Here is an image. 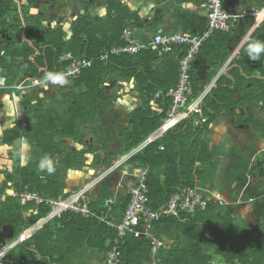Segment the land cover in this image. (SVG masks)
Wrapping results in <instances>:
<instances>
[{
    "label": "trees",
    "instance_id": "obj_1",
    "mask_svg": "<svg viewBox=\"0 0 264 264\" xmlns=\"http://www.w3.org/2000/svg\"><path fill=\"white\" fill-rule=\"evenodd\" d=\"M22 1L0 0V17L11 12L22 13ZM34 1L29 0L31 4ZM115 2L117 0L110 1V5ZM125 26L120 25L115 17L104 20L85 15L76 23L70 38L63 28L50 33L42 32L41 28L37 31L30 27L19 28V40L26 45L19 50L11 47V67L7 61L9 51H6L7 57L0 60V65L8 70L10 80L15 77V70L19 71L23 83L27 85L43 80L48 73L57 74L60 57L68 52L86 55L94 58L95 62L81 77L72 79L71 88L62 99L56 92L47 97L32 92L23 95V106L29 117L5 131L3 142L9 144L29 138L35 144L37 154L29 158L26 165H21L15 175L8 176V182L15 183L13 190L28 185L43 197L66 199L71 195L65 192L63 181L66 173L83 170L88 155L94 153L95 159H98L99 154L94 145L72 150L65 145V140L86 144V134L96 127L99 110L108 107L117 98L107 84L110 80L134 78L141 95V104L128 115V126L122 133L123 154L141 145L161 126L173 102L167 93L179 82V59L186 53V47L177 46L173 53L164 52L161 47L159 52L150 48L136 55L112 56L108 61H102L100 57L106 49L125 45ZM219 33L222 32H216ZM210 40L203 44L199 56L207 50ZM12 43L18 46L17 42ZM229 53L230 49L224 50L214 59H208L206 53V61L217 68ZM159 55L164 58L161 68L157 65ZM191 78L194 96L197 97L199 81L193 69ZM260 82L262 85L253 86L262 88L260 99L264 105V81ZM226 85L228 88L231 85L228 78L219 83V87ZM236 86L239 87V84ZM9 89H0V96ZM159 92L162 96L156 99ZM226 99L214 92L204 100L207 122L196 124L194 119H187L130 157L138 167L150 166L148 186L153 207H159L184 188L195 186L196 170L212 166L214 152L207 133L211 123L220 115L215 105ZM239 119L242 123H252L264 134V123L261 121L244 115H240ZM45 156L54 160L55 170L51 175L41 172L38 167ZM106 163L109 164V161ZM4 190L2 188L0 193V197L5 195L0 206V229L14 226L15 238H19L24 227L33 228L49 215L50 205L31 203L23 206L19 199L4 194ZM130 200V195L124 197L121 204L114 208V214L121 216ZM90 206L100 215L105 212L102 199H97ZM31 208L36 212L26 215V209ZM165 222L174 224L181 236L171 249L162 248V264H264V226H239L235 212L220 202L211 200L206 209L198 210L193 216L182 214L156 224ZM116 237V229L98 218H86L69 211L45 223L30 239L9 250L7 258L12 259L14 264H93L90 257L93 255L98 260L106 257ZM151 242V238L143 241L131 237L124 239L121 264H145L151 252Z\"/></svg>",
    "mask_w": 264,
    "mask_h": 264
},
{
    "label": "crops",
    "instance_id": "obj_2",
    "mask_svg": "<svg viewBox=\"0 0 264 264\" xmlns=\"http://www.w3.org/2000/svg\"><path fill=\"white\" fill-rule=\"evenodd\" d=\"M110 1L112 0H80L79 6L74 8L68 5L71 3L69 0H35L33 4L29 0H23L22 13L11 12L5 17H0V60L7 57L5 56L6 51H9L7 61L11 67L13 62L11 49L19 50L26 45L24 41L19 40V28L30 27L35 31L41 28L42 32L48 33L63 28L70 38L76 23L85 15L104 20L108 17L118 18L120 25H126L125 29H130L136 42L145 46L142 50L153 48L156 52L160 49L153 44L156 35L200 34L208 25L209 11L205 5L209 0H117L113 5H110ZM263 6L264 0H228L225 4L226 9L240 15L239 19L233 23L231 31H220L222 33L219 34L215 31L208 38L211 40L207 45V50L203 52L204 56L198 54L192 61V69L195 70L199 81L200 90L197 96H204L205 100L217 91L221 97L227 98V101L215 105L220 115L215 122L211 123L207 133L214 152V162L208 168L196 170L195 186L208 198L222 203L226 208L235 212L239 226L248 224L255 228L264 226V134L252 123L240 122L239 116L253 117L264 123V105L260 99L262 88L254 87L262 85L260 81H264V55L259 61H250L246 53L247 45L252 38H255V41H264V12L263 14H250L257 12ZM56 7L58 11L56 10L55 14V10L50 9ZM13 41L17 42L18 46L14 45ZM228 49H230L228 57L217 68L207 63L206 53H208V59H214L218 58V53ZM240 59H242V64ZM163 62V55H159L157 59L159 68L162 67ZM15 72V77L10 80L8 70L0 65V89L10 88L8 92L0 96L2 103L0 108V193L2 188H5L4 194L8 193L10 196L14 191L15 183L8 182V176L15 175L16 172H12L14 169L12 167L9 169L5 162L8 156H13V152H16L19 143L31 139L21 138L7 144L3 142L4 133L14 128L19 122H25L28 119L29 115L23 106V95L27 93L28 87L38 88L37 85L41 81L37 80L27 85L23 83L19 71L15 70ZM224 78H228L231 82L229 88L228 85L219 87V83ZM67 80L72 83L71 79ZM237 83L239 87L236 86ZM107 84L111 93L117 94V98L113 99L108 107L101 108L97 115V120L99 117L98 121L102 126L104 125L105 130L103 127V130L95 133L93 137H98L103 142L97 146L86 139L85 147L94 145L98 154L105 152L107 155L102 158L99 155V158L95 159L94 153L89 154L84 169L69 170L63 181L66 185L65 192L72 194L73 191L84 190L85 201L90 204L97 199H102L104 211L106 200L117 197L115 208L121 204L124 197L131 196L130 190L136 182L135 171L138 166L131 162L130 158H124L126 154L122 153L121 137L128 126V115L141 104V95L134 78L114 79L108 81ZM40 89L42 90V87ZM29 90L36 93L34 89ZM55 90L52 87L47 88L48 94H54ZM17 96L21 97L20 101L17 100ZM113 114L122 120L125 119L126 125L118 134V138L114 137L108 141L104 139L106 135L104 131H110V135L115 136L118 129L112 126V122L108 125L100 119L102 116L109 117ZM65 145L72 150L85 146L72 139H67ZM27 160L28 157L18 158L19 164L15 165L16 170L21 165H26ZM106 161H109V164ZM260 166L261 168L258 169ZM252 170L262 176L260 184L253 181L255 173ZM6 185H8L7 188ZM217 196L219 199L215 200ZM4 197L5 195L0 197V206L4 202ZM34 212L32 208L26 209L25 214L30 216ZM49 215L33 228L25 229L24 227L18 239L15 238L16 228L11 230L14 226H4L0 229V251L5 250L7 253L18 244L30 239L45 223L60 216L50 218ZM112 215L120 220L124 213L120 216L112 212ZM139 230L140 236L128 235V237L143 241L145 238L152 239L156 236L163 241L162 248L167 249H171L181 236L180 230L170 222L154 223L150 226L142 225ZM10 231L12 236H10ZM24 233L28 236L25 240L22 239ZM10 260L14 264V261ZM104 260L105 257L102 258L100 264Z\"/></svg>",
    "mask_w": 264,
    "mask_h": 264
},
{
    "label": "built area",
    "instance_id": "obj_3",
    "mask_svg": "<svg viewBox=\"0 0 264 264\" xmlns=\"http://www.w3.org/2000/svg\"><path fill=\"white\" fill-rule=\"evenodd\" d=\"M228 0H209L205 5L208 8V25L200 34L175 33L172 35L158 34L153 44L161 47L164 52L173 53L177 46H185L186 53L179 59V82L177 86L167 93L173 102L168 110V115L161 126L141 145L132 149L124 158L129 159L132 155L143 150L153 141L163 137L167 132L176 128L187 119H194L196 124L205 123L208 118L204 115V96H194V87L191 78L192 61L200 53L203 44L215 31L229 32L240 15L230 12L225 4ZM264 6L254 14H263ZM125 45L113 46L106 49L100 59L108 61L112 56L136 55L144 45L136 42L130 29L123 33ZM95 59L86 55H75L72 52L65 53L58 61L57 74H62L66 79H77L84 71L94 65ZM162 93L156 94V99L161 98ZM150 166L144 165L136 169L135 184L131 189V200L128 204L123 218L118 220L112 215L114 205L117 204V197L110 198L105 202V212L99 214L93 210L90 203L86 202L84 190L73 191L66 199L48 198L41 196L38 192L32 191L28 185L22 189L14 190L11 195L18 198L23 205L36 203L38 205L48 204L51 207L50 218L56 217L63 212L72 211L86 218L96 217L105 222L109 227L117 230V237L113 241L112 248L108 251L102 264H121L122 243L128 235L140 236V226H150L170 217H179L182 214L193 216L198 210L207 208L212 200L201 192L196 186L184 188L175 193L172 197L159 207L151 205L148 177ZM219 196L215 200H218ZM252 200V198H251ZM24 233L22 239L28 236ZM163 241L159 237H152L151 252L145 264H162L161 249ZM6 251H0V264H13L6 258Z\"/></svg>",
    "mask_w": 264,
    "mask_h": 264
},
{
    "label": "rangeland",
    "instance_id": "obj_4",
    "mask_svg": "<svg viewBox=\"0 0 264 264\" xmlns=\"http://www.w3.org/2000/svg\"><path fill=\"white\" fill-rule=\"evenodd\" d=\"M69 1H71V3L68 4V5L69 6H72L74 8H77L79 6V4H80V0H69ZM57 9L58 8L56 7L55 9H50V10H55V14H56V12L58 11ZM71 84H72L71 81H68V84L67 85H64V86L48 85L47 87H42L40 85V83H38V85H37L38 88H35V87H33V88L30 87L29 88L28 87L27 88L28 89L27 92L28 91L29 92L32 91V90L30 91L29 89H34L36 91V94H38L40 97H43L44 95H45L44 97H46V96H48L47 95L48 94L47 88L52 87L54 90L56 89L55 92L58 94L59 99H62L63 96H64V94H65V92H63V91L69 90L71 88ZM41 87H42V90L40 89ZM17 100L20 101L21 100V97L20 96H17ZM22 100H23V98H22ZM98 120H99V117H98ZM101 120H103L105 123H108V125H109V123L112 122V126L113 127L115 126V128L117 127V129H118V133L115 132L116 133L115 136H111L110 135L111 134L110 131H104V132H106V135H105L104 139H108V141H109V139H113L114 137L118 138V134H120V132L125 128V125H126L125 119L122 120L119 117L115 116L114 114L113 115H110L109 117L108 116H106V117L105 116H102L101 119H100V121ZM98 124L100 126H98ZM103 127H104V125L102 126V124H100L99 121H98L96 123V127H94L93 129H89V131L87 132V134H86L87 141L88 142H91V143H93V144H95L97 146L101 145V143L103 141L101 142L100 139H98V137L95 138L93 136H94L95 132H101V130H103ZM115 128H114V130H115ZM104 130H105V127H104ZM23 142L19 143V145H18V147L16 149V152L15 153L13 152V156H11V155L8 156L7 157V160L5 162V165H8L9 169L11 167L14 169L12 172H16L17 171L16 170L17 169V166H15V165H18L19 164L17 162L18 161V158L22 157L23 159H25L26 157H28V159H29L33 155L35 156V154H37L36 153V149H35L36 146L33 143V141L31 142V140H27L28 147L26 149L23 147ZM84 147H86V144H85ZM99 155H100V158H102L104 155L106 156L107 154H105V152H103V153H100ZM55 165H56V161H55ZM252 172H254V171L252 170ZM135 173H136V171H135ZM254 173H255V176H253V178H254L253 181L255 183L260 184L259 182L262 181L261 180L262 179V176L259 175L258 172H254ZM14 228L15 227H12L11 230L13 231ZM10 236H12V232L11 231H10ZM101 260H102V258L100 260H98V259H96V257H93V255L90 257V262L93 263V264H100L101 263ZM86 262H88V261H86Z\"/></svg>",
    "mask_w": 264,
    "mask_h": 264
},
{
    "label": "clouds",
    "instance_id": "obj_5",
    "mask_svg": "<svg viewBox=\"0 0 264 264\" xmlns=\"http://www.w3.org/2000/svg\"><path fill=\"white\" fill-rule=\"evenodd\" d=\"M246 53L250 61H259L261 56L264 55V41L249 42ZM40 84L42 87H47L48 85L64 86L68 84V80L62 74L48 73L44 76L43 80L40 81ZM23 147L25 149L28 147L26 140L23 142ZM38 167L41 172L46 171L51 175L55 170L54 160L51 157L45 156L40 160Z\"/></svg>",
    "mask_w": 264,
    "mask_h": 264
}]
</instances>
